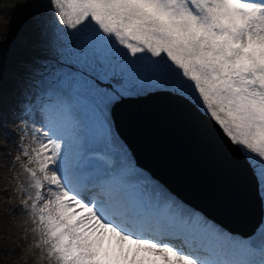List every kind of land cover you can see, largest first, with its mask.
I'll use <instances>...</instances> for the list:
<instances>
[{"label":"snow or ice","instance_id":"obj_1","mask_svg":"<svg viewBox=\"0 0 264 264\" xmlns=\"http://www.w3.org/2000/svg\"><path fill=\"white\" fill-rule=\"evenodd\" d=\"M26 6L30 55L6 70L0 52V256L264 264V228L235 233L179 197L135 161L115 116L152 95L185 106L256 178L264 204V0Z\"/></svg>","mask_w":264,"mask_h":264},{"label":"water","instance_id":"obj_2","mask_svg":"<svg viewBox=\"0 0 264 264\" xmlns=\"http://www.w3.org/2000/svg\"><path fill=\"white\" fill-rule=\"evenodd\" d=\"M117 108L119 132L144 168L231 228L259 225L256 178L202 118L163 95L126 100Z\"/></svg>","mask_w":264,"mask_h":264},{"label":"rangeland","instance_id":"obj_3","mask_svg":"<svg viewBox=\"0 0 264 264\" xmlns=\"http://www.w3.org/2000/svg\"><path fill=\"white\" fill-rule=\"evenodd\" d=\"M8 11L4 7L3 0H0V47L6 49L11 54L4 56L5 68L9 69L14 65L16 58L26 59L30 55V48H22L18 46H11V42H19L20 40L26 43H31L35 37V26L32 20V9L28 6V0H5ZM12 11L13 13H9ZM11 20V27L5 28L7 20ZM10 37V41L8 40ZM2 197H0L1 199ZM3 204L0 203V215H3ZM18 218V217H15ZM19 219V218H18ZM3 228V223L0 222V229ZM4 264H10L13 257L0 256Z\"/></svg>","mask_w":264,"mask_h":264},{"label":"bare ground","instance_id":"obj_4","mask_svg":"<svg viewBox=\"0 0 264 264\" xmlns=\"http://www.w3.org/2000/svg\"><path fill=\"white\" fill-rule=\"evenodd\" d=\"M3 4H4V7H5V4H6V1L5 0H3ZM6 8V11H8L7 9V7H5ZM9 13H13L12 11H9ZM11 20L12 19H9V20H7V23H6V26H5V28H9V27H11ZM8 40L10 41V37L8 36ZM11 42V46H13V45H15V46H18V47H22V48H30L29 47V43H26L25 41H22V40H20L19 42H12V41H10ZM0 50H2L1 49V47H0ZM2 53H3V55H6V54H11L10 52H8L6 49H3V51H2ZM18 59H23V58H16V59H14L15 61L16 60H18ZM164 132V131H163ZM2 153H0V157H2ZM155 158L156 159H158L159 158V155H155ZM3 164V160L2 159H0V165H2ZM167 185V184H166ZM168 186V185H167ZM174 193H176L179 197H181V198H183V195L182 194H179L178 193V191L173 187V186H168ZM3 198H1L0 200H2ZM262 211H263V213H264V204H262ZM263 216V219L261 220V222L259 223V227H258V229L256 230V231H258L259 229H262V228H264V214L262 215ZM19 218V217H18ZM18 218H15V219H18ZM228 229V228H227ZM230 230V229H229ZM232 231V230H231ZM254 231H252V232H250V233H253ZM235 233H238V232H235ZM240 234H242V233H240ZM113 243H115V241H113Z\"/></svg>","mask_w":264,"mask_h":264}]
</instances>
